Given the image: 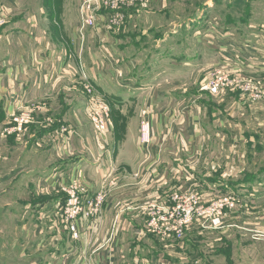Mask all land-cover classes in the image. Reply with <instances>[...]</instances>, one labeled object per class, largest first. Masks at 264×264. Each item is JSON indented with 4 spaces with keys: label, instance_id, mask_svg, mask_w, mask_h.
<instances>
[{
    "label": "crops",
    "instance_id": "crops-1",
    "mask_svg": "<svg viewBox=\"0 0 264 264\" xmlns=\"http://www.w3.org/2000/svg\"><path fill=\"white\" fill-rule=\"evenodd\" d=\"M80 3L0 0V264H179L182 244L148 235L141 207L189 188L206 203L242 191L243 216L226 214L221 230L264 231V168L250 122L240 125L264 106L198 89L220 66L264 84V0H144L121 29L99 22L83 35ZM82 72L110 106L105 136L88 118ZM16 102L35 111L24 140L4 135ZM74 181L108 194L99 218L77 223L79 240L60 215V187Z\"/></svg>",
    "mask_w": 264,
    "mask_h": 264
},
{
    "label": "built area",
    "instance_id": "built-area-1",
    "mask_svg": "<svg viewBox=\"0 0 264 264\" xmlns=\"http://www.w3.org/2000/svg\"><path fill=\"white\" fill-rule=\"evenodd\" d=\"M144 0H81L79 7V31L83 35L88 29L95 28L99 22L110 30L121 29L128 12L137 9ZM106 11L109 17H102L100 12ZM101 16V17H100ZM83 87L90 98L88 116L100 136L108 134L112 127L110 107L98 94L95 87L86 76L82 79ZM201 92L219 96L228 91H239L243 98L251 104L264 103V86L259 82L233 72L226 66L216 67L208 72L200 85ZM15 113L8 122L5 132L23 136L28 125L33 121L34 109H27L16 103ZM153 130L150 113L143 110L140 116V146L149 155L153 143ZM65 203L61 207L60 215L66 223L67 229L74 240H79L81 233L77 223L83 218H99L107 199V191H100L93 196L78 181L69 185H62ZM236 206L233 197L220 198L206 203L201 194L195 191L172 192L166 199L155 200L141 207L147 217L146 228L149 233L162 239L179 243L185 232L197 224L201 229L219 231L223 227L222 220L227 208Z\"/></svg>",
    "mask_w": 264,
    "mask_h": 264
},
{
    "label": "rangeland",
    "instance_id": "rangeland-1",
    "mask_svg": "<svg viewBox=\"0 0 264 264\" xmlns=\"http://www.w3.org/2000/svg\"><path fill=\"white\" fill-rule=\"evenodd\" d=\"M22 1L23 2L25 1L26 3H33V5H35L39 1L46 2L47 0H22ZM257 5L259 6L261 4H257ZM218 22L219 24L216 22L217 25L218 26L220 25L221 27H224V25L227 23V21L224 23L223 20H220V19L218 20ZM214 26H216V24H214ZM83 75H84V72H82V79H83ZM259 83L260 85L264 86L262 82H259ZM198 89L200 91V86ZM83 90H84V87H83ZM235 92H239V91H228L224 94L235 93ZM202 93H207V92H202ZM105 102L109 106L107 101ZM257 105H260V104H257ZM261 105L264 106V103ZM248 115L249 117H252L253 120H250L249 118L243 120L242 123H240L241 129L242 131H244L245 126H246L245 125L246 120L250 122V124L248 125V132H252L255 134V139H256V142L258 143L257 160H258L259 165L263 166L264 168V108L260 111H257L256 113L252 112ZM43 120H47L52 123L49 129L54 128L53 124H54V121H56L54 116L52 115L45 116ZM111 120H112V117H111ZM33 123H34V116H33V121L28 125V127H30ZM112 124H113V121H112ZM250 129H252V131ZM4 135L13 136V138L16 137V138L24 140V135L20 136L16 134L15 132H12V133L5 132ZM139 137H140V134H139ZM241 160H242L241 162L242 165L244 162V165H243V168H244L246 164V157L245 156L242 157V154H240V156L237 155L236 160H235V165H234V170L236 171V173H238L237 171L240 170L239 164ZM187 191L197 192V189L189 188L187 190H183L181 192L177 191V192L183 193ZM231 194H234L237 197L236 198L237 200L238 198L243 199L244 197V193H242V191L240 192L239 190H236L235 192H232ZM238 205L239 204H237L236 202V206H234L233 208H227L224 214L226 215L231 212H237V213L242 214L243 216L244 214L243 209H241ZM235 215L236 214H234V216ZM146 232L148 235L156 237L153 234L149 233L147 228H146ZM160 240L163 241L162 239ZM176 244H182L180 248L178 249L176 248L177 250L176 253L180 257L179 264H264V231H260L258 229L252 231L251 229L246 228L240 223H234L233 227H230L224 230H219V231L196 228V229H193L191 232L190 231L188 233L185 232V235L182 241Z\"/></svg>",
    "mask_w": 264,
    "mask_h": 264
},
{
    "label": "bare ground",
    "instance_id": "bare-ground-1",
    "mask_svg": "<svg viewBox=\"0 0 264 264\" xmlns=\"http://www.w3.org/2000/svg\"><path fill=\"white\" fill-rule=\"evenodd\" d=\"M110 112H111V109H110Z\"/></svg>",
    "mask_w": 264,
    "mask_h": 264
}]
</instances>
